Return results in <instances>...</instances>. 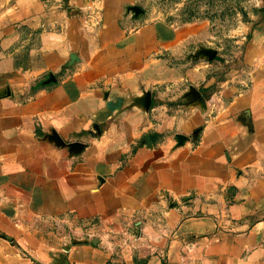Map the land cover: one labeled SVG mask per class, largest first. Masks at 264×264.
Here are the masks:
<instances>
[{"label": "crops", "instance_id": "obj_1", "mask_svg": "<svg viewBox=\"0 0 264 264\" xmlns=\"http://www.w3.org/2000/svg\"><path fill=\"white\" fill-rule=\"evenodd\" d=\"M259 1L0 0V264H264Z\"/></svg>", "mask_w": 264, "mask_h": 264}, {"label": "rangeland", "instance_id": "obj_2", "mask_svg": "<svg viewBox=\"0 0 264 264\" xmlns=\"http://www.w3.org/2000/svg\"><path fill=\"white\" fill-rule=\"evenodd\" d=\"M153 17H166L169 19L209 18L216 20L219 32L223 31L226 19L235 24L238 18L246 19L249 14H255L252 5L259 0H137ZM253 5V6H254ZM215 8V9H214ZM227 29V26H226Z\"/></svg>", "mask_w": 264, "mask_h": 264}]
</instances>
